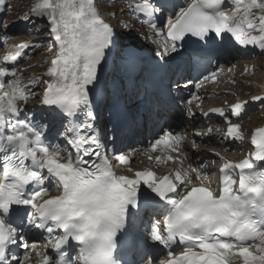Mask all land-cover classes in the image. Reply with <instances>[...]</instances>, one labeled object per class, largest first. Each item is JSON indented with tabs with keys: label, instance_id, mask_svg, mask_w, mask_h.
Listing matches in <instances>:
<instances>
[{
	"label": "snow or ice",
	"instance_id": "snow-or-ice-1",
	"mask_svg": "<svg viewBox=\"0 0 264 264\" xmlns=\"http://www.w3.org/2000/svg\"><path fill=\"white\" fill-rule=\"evenodd\" d=\"M126 6L156 37H165L153 41L150 56L132 42V26L111 24L95 0H36L22 17L48 26L53 56L45 73L25 82L19 68L39 42H21L0 56V264H33V253L39 264H264V127L251 135L255 151L246 158L214 153L223 161L216 188L201 177L207 163L191 172L184 165L188 151H199L196 138L220 128L192 130L188 151L184 123L161 129L148 148L166 155L149 159L179 164L162 176L134 170L133 157L114 146L139 96L133 73L171 95L181 66L203 68L249 47L264 54V0H127ZM8 10L0 0V13ZM9 38L0 20V48ZM39 85L48 116L25 107ZM158 100L162 108L163 97ZM202 100L188 98L182 116L190 122L194 109L206 118L218 115L227 124L222 141L243 142L249 105L264 108V95L208 111ZM101 109L111 113L103 126ZM107 123L116 136L102 134ZM113 160L128 174H119ZM34 231L44 240L39 251V242H30Z\"/></svg>",
	"mask_w": 264,
	"mask_h": 264
},
{
	"label": "rangeland",
	"instance_id": "rangeland-1",
	"mask_svg": "<svg viewBox=\"0 0 264 264\" xmlns=\"http://www.w3.org/2000/svg\"><path fill=\"white\" fill-rule=\"evenodd\" d=\"M35 2L36 0H9V5H10L9 14L5 22L8 25V30L16 29L18 26L24 25L25 23H27L25 20L22 19V17L25 14L30 12V9L34 6ZM97 3L100 7H102L105 13L110 15L109 19L113 24L118 26L120 23L126 21L128 24L132 26V31L133 33L136 34V39L133 42H140V43L144 42V43H152V44L157 45V43H154L153 41L154 40L160 41L159 37H156L155 33L146 31V29H144L143 26L140 25L139 22H137L136 19L128 13V9L125 8L127 7L126 0H122V1L121 0H97ZM120 7L125 8L124 12L122 13L118 12ZM111 13H116L115 18H112ZM140 36H145L148 39L142 40L140 39ZM15 39L16 40H11L8 43V45L13 46L15 42H17L20 39H27V40L39 42V46L35 49L34 52H31L32 53L31 59L20 67V71L24 77L25 82H27L33 76L41 75L45 73L47 68L49 67L48 61H50V59L53 56V53L48 52L47 50L48 45L52 39L51 36L48 34L47 24L43 21L37 20L35 25L31 24V26H29L27 30L21 31V33L18 36H16ZM54 51L55 49L53 50V52ZM263 60H264V56L260 55L259 57H255V58H252L246 61V63L244 60H240L239 62H237V66L236 64L233 65L235 67V70H240V69L243 70V74L236 75V76H239L238 83L243 85V86H239L240 88L242 87L241 92L243 94L248 95L249 90L252 93L256 92V90L253 89L254 85L252 84L253 82L251 80L257 79V78L258 79L264 78V73H263L264 72V65H263L264 61ZM243 63L247 64L246 69H244L245 67ZM238 64H240L239 67H238ZM35 65H42V66L37 67ZM236 76L232 75L233 78H236ZM44 79H48V77H44ZM41 88H42V85H39L35 89L37 95L33 101V104H38L40 102V99L42 97ZM28 104H30V102ZM44 116H48V114H44ZM258 118H260L261 123L264 122V108L262 107L260 109L254 110L252 115L245 122L246 125L244 126V128H247L248 126H250L249 124H251L253 120H256ZM146 132H149V127L147 128ZM234 153L239 154V155H244L245 151H240L238 148L236 149ZM211 162L212 161H210V163Z\"/></svg>",
	"mask_w": 264,
	"mask_h": 264
},
{
	"label": "bare ground",
	"instance_id": "bare-ground-1",
	"mask_svg": "<svg viewBox=\"0 0 264 264\" xmlns=\"http://www.w3.org/2000/svg\"><path fill=\"white\" fill-rule=\"evenodd\" d=\"M27 30V27L21 28V27H17V30L15 31H11V33L14 36H18L21 31H25ZM261 60V59H260ZM32 61V60H31ZM262 61V60H261ZM264 61V60H263ZM221 63H227L229 61H227V59L225 60H221ZM247 65V64H246ZM264 65V63H263ZM235 70L234 66L233 68H231V71L233 72ZM241 70V69H240ZM237 70L235 72L236 75H239L240 73H243V70L240 71ZM263 72V71H262ZM230 71H229V66L226 70H223L222 73L219 74L220 77H222L223 75H229ZM264 73V72H263ZM227 79H233V78H227ZM258 79V78H257ZM227 80V82L229 81ZM259 81L261 82L260 84L262 85H258L256 84L255 87H253L254 90H256L258 92V94H260L263 90H264V78L263 79H259ZM187 82H184L183 84H186ZM237 86H243L241 84H237ZM187 88V86H183V89ZM211 89L216 88V87H210ZM221 89V88H218ZM232 89H234V87H232ZM241 88L238 89L241 90ZM247 89V88H246ZM204 90V88H203ZM208 91H210V89H208ZM189 93V91H187ZM202 90L198 89L197 91L194 92V95L200 96L202 95ZM231 93H227L224 94V96L221 95H207L205 93V97L203 98L202 101H204V105L206 106H210V105H222L223 103H221L222 98H226L228 96H230ZM221 97V98H220ZM210 98V100H209ZM219 99V100H217ZM209 100V101H206ZM198 103V101H194V104ZM38 105L34 106V110H38V113L44 114V112L40 109L37 108ZM257 109V108H255ZM46 113V112H45ZM196 119L191 120L190 122H188L185 118H182V116L178 113L176 116H178L179 119H181V121L185 124V126L188 128L189 130V140L186 139L185 140V148L183 149L184 151H188V149H190L191 147V141L194 138L191 135L192 130H204L205 132H207V130H205L207 128V124L208 121L207 120H203L201 118V115L199 114L198 111H196ZM258 115V114H257ZM259 116V115H258ZM253 118V116H252ZM148 120V117H147ZM251 123V122H250ZM261 124H264L260 122V118L253 120L251 124H249L250 126H248L247 128L243 127V132L245 133V136L247 137H251V135L254 133V130L256 127H259ZM145 125L147 126V122L145 123ZM246 125V124H245ZM175 127V126H174ZM222 127L221 123H218L217 125H214L212 128L216 129V128H220ZM222 137H223V133H218V132H213L210 135H207L203 141H201L199 138L197 139V143L200 144V148L198 153L196 151H188V160L185 161V165L184 167L186 169H188V171H192V169H197L199 171L200 168V164L201 162H205V163H210V161H215V164H208V168L206 171H204L206 173L207 179H209L211 181V183H214L215 181L213 180L214 174L216 173L218 167L223 163V161L220 160L219 157L215 156L214 153L215 152H219L221 154V156H223L225 159H230V160H234V161H239L243 158H246L249 154L253 153L255 150L251 147V144L246 143V145L243 147V145L241 144L239 147L240 151H245L244 155H239L234 153L236 151V146L235 144L237 143H233L232 141L230 142H226V141H222ZM239 142V141H238ZM239 152V151H238ZM244 153V152H243ZM193 160L195 161L193 163ZM114 163L116 164L115 160ZM189 165H191V168H189ZM38 241V247L36 249V251H39L40 249L43 248L44 246V240L43 237L38 234L37 231H34L31 236H30V241ZM35 255V253H33Z\"/></svg>",
	"mask_w": 264,
	"mask_h": 264
}]
</instances>
